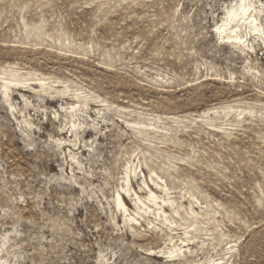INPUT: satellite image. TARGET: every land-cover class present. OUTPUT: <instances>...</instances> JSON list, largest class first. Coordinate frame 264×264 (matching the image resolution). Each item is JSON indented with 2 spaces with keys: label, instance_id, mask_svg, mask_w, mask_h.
Masks as SVG:
<instances>
[{
  "label": "rangeland",
  "instance_id": "1",
  "mask_svg": "<svg viewBox=\"0 0 264 264\" xmlns=\"http://www.w3.org/2000/svg\"><path fill=\"white\" fill-rule=\"evenodd\" d=\"M235 1L0 0V260L264 264V35L219 37Z\"/></svg>",
  "mask_w": 264,
  "mask_h": 264
},
{
  "label": "bare ground",
  "instance_id": "2",
  "mask_svg": "<svg viewBox=\"0 0 264 264\" xmlns=\"http://www.w3.org/2000/svg\"><path fill=\"white\" fill-rule=\"evenodd\" d=\"M263 16H264L263 6L261 5L254 6L251 0H236L234 4L232 5L230 4L225 7L224 17L221 21V24L217 26L216 33L219 35V37L222 40H225V42H234V43H238L242 47H245L247 46V39L243 41L242 38L236 33L237 30H239V28L242 26H247L248 30L251 31L252 33H255L257 35H264V24L262 23V20H261V17ZM249 47L253 48L254 46H249ZM0 87H1L2 93L4 94L5 101L9 104L10 108H13L11 104V100H10V93H9L11 90V82L3 81V83L0 84ZM68 108H69L68 113L73 115V114H76L77 111H79L80 106L72 103L70 104ZM70 126L75 132V128L78 125H76L75 123H72V125ZM57 140L60 145H63V143L65 142L64 138L58 137ZM124 190L126 193L128 192L127 188H125ZM149 192H150L151 198L153 199L157 198V196L151 190H149ZM134 196H135L134 199H136L138 202H141L140 196H138L136 193H134ZM123 199H124V195L121 193H118L117 203L120 207L123 208V210L127 211L128 209L126 208L123 202ZM149 251L151 252V249H149ZM0 264H7V263L3 259V260H0Z\"/></svg>",
  "mask_w": 264,
  "mask_h": 264
}]
</instances>
